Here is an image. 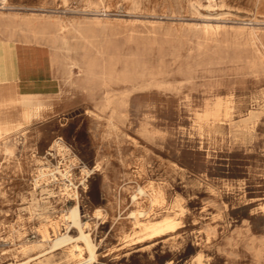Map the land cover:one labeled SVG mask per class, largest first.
I'll use <instances>...</instances> for the list:
<instances>
[{
    "label": "rangeland",
    "instance_id": "obj_1",
    "mask_svg": "<svg viewBox=\"0 0 264 264\" xmlns=\"http://www.w3.org/2000/svg\"><path fill=\"white\" fill-rule=\"evenodd\" d=\"M263 31L264 0H0V38L44 46L65 65L52 67L65 92L47 114L16 125L11 103L14 127L0 137V264L25 259L21 245L77 199L98 248L93 264H264ZM137 184L163 195L147 219L180 217L145 249L151 241L120 239L133 230Z\"/></svg>",
    "mask_w": 264,
    "mask_h": 264
},
{
    "label": "bare ground",
    "instance_id": "obj_2",
    "mask_svg": "<svg viewBox=\"0 0 264 264\" xmlns=\"http://www.w3.org/2000/svg\"><path fill=\"white\" fill-rule=\"evenodd\" d=\"M0 33H2V32H0ZM0 39H2V38H0ZM255 40H257V39L255 38ZM255 44L256 43H254V45ZM260 48H261V46H260ZM51 57H52V61L55 63H63V61H64V57H57L53 54ZM104 65H106V63ZM73 66H74V59H72L71 62L69 63V67H67V70L69 72H71V68ZM122 69H124V68H122ZM72 70H75V69H72ZM101 71H103V70H101ZM117 71H118V69H117ZM86 78L88 81L89 80L88 75L86 76ZM109 85H111V84H109ZM13 99L17 102L16 92H14L12 89V83L1 84L0 85V137L1 138L4 137V134L6 133L7 130L11 131L10 127H12V128L14 127V126H10L11 125V115L10 114H11V109H12L11 103H12ZM104 101L108 105L114 102V101L112 102L111 90H105L104 91ZM44 104L45 103L42 101H36L31 105H28L26 107L21 108V110H20V117L21 118L20 119H18V116L16 114V118H17L16 119V122H17L16 125H19L22 123L28 124V123L32 122L34 119H36L37 117H39L40 112L46 108V106ZM121 105H122V103H121ZM102 106L104 107V105H102ZM108 107H110V106H108ZM112 110H114V109H112ZM116 112H117V110H116ZM107 117H108V115H107ZM116 117H114V118H116ZM112 119H113V116H112ZM118 119H120V118H118ZM3 122L6 123V125H7L6 128H4L1 125V123H3ZM5 146H7L6 143H5ZM54 146L56 147L57 150H61V147L63 148V145L59 144L58 140H55ZM7 153H8V151H7ZM99 163L100 162L96 163L92 168H90L89 172H93L94 170H98L99 166H100ZM86 173H87V175L89 174L88 171H86ZM42 175H43V173H42ZM37 178H39V177H37ZM34 179H36V178H34ZM82 183H84V181H82ZM56 185H57V183H56ZM63 186H65V185H63ZM68 191L69 190L67 187L60 189L62 196H68L69 195ZM162 197H163V195L161 194L160 191L148 192V189H146L144 186H141L139 184H137L135 186L134 190L130 193L131 204H132L133 208L129 210L128 215H127L133 230H132V232H126L121 236L120 239H121L122 243L124 244V246H127L129 244L144 243L146 241L154 242V241H156V239L160 238L161 236L165 235L168 232L175 231L179 227L178 220L180 217H176V214L166 213V214H163L161 216V218H159V219H147L148 214L152 211V207L154 205V202L158 201V199H162ZM142 198H145L148 201L149 206L147 209H144L140 206ZM162 200H163L162 202H164V199H162ZM98 212H101V209L96 208L94 210V213H98ZM182 212H183V210H182ZM182 212H179V213H182ZM182 214H184V213H182ZM83 216L84 215L82 214V211L80 208L79 199H77L75 201V204L70 206L69 209L67 211H65L60 216L59 220H53V221L50 220L47 223L42 225V227L38 230L39 231L38 232L39 239L37 241L31 242L30 244L26 243V244L21 245V252L24 255H26L25 259H23V260L15 259L13 261H8L4 264H31V262L39 260V259L41 260L43 257H46V256L47 257H54L57 255L65 256L67 258V260L70 261L69 264H93L94 262L97 261V249L98 248H97V244L94 242V239L91 235L90 225L88 222L83 221V219H82ZM60 222H61V225L63 226V229H64V231L62 233L58 231V228L60 227L59 226ZM207 231H208V229H207ZM212 231H214V230H212ZM50 232L51 233L53 232V236H54L53 238H50L51 237ZM33 251H35V253L33 255L28 254L29 252H33ZM83 253H86L87 256L86 257L83 256ZM13 256H14V254H13ZM13 256H12V258H13ZM198 264H201L199 259H198Z\"/></svg>",
    "mask_w": 264,
    "mask_h": 264
},
{
    "label": "crops",
    "instance_id": "obj_3",
    "mask_svg": "<svg viewBox=\"0 0 264 264\" xmlns=\"http://www.w3.org/2000/svg\"><path fill=\"white\" fill-rule=\"evenodd\" d=\"M54 64L62 66L64 73L65 65L53 62L46 47L26 43L16 45L13 40L0 39V85L12 83L19 107L14 108L18 119L21 118V108L36 101H42L46 106L40 115L47 114L49 102L53 103L65 92L52 75ZM156 242L142 244L139 249L151 247Z\"/></svg>",
    "mask_w": 264,
    "mask_h": 264
}]
</instances>
